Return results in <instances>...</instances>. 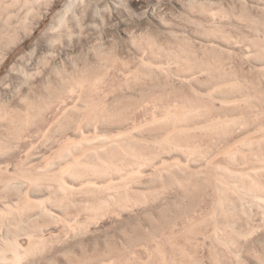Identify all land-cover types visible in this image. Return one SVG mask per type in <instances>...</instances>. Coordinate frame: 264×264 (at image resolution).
Returning a JSON list of instances; mask_svg holds the SVG:
<instances>
[{
    "label": "rangeland",
    "instance_id": "374dc122",
    "mask_svg": "<svg viewBox=\"0 0 264 264\" xmlns=\"http://www.w3.org/2000/svg\"><path fill=\"white\" fill-rule=\"evenodd\" d=\"M260 61L264 0H0V111L15 109L23 117L25 105L35 102L30 109L38 114L22 118L15 136L0 135V264H209L213 246L225 259L226 251L205 236L208 219L190 231L181 229L186 215L208 212L202 202L209 197L206 186L179 174L157 177L144 201L138 191L126 194L109 183L138 163L116 160L114 152L104 162L87 153L90 161L75 172L95 179L94 190L72 193L62 184L70 182L63 166L74 150L96 144V132L112 131L97 123L115 119L119 107L128 125L145 104L160 110L175 97L180 106H200V116L217 113L168 70H202L197 77L203 85L219 73L235 79L234 90L250 95V104L242 107L245 126L264 125ZM7 126L0 123V132ZM216 137L201 136L196 144L210 156L225 144ZM67 140L80 144L59 153ZM263 155L261 144L236 160ZM8 176L15 178L6 185ZM190 200L197 204L189 206ZM230 218L235 229L247 227L245 216ZM250 221L256 225L260 217ZM157 223L162 227L151 229ZM218 223L220 235L232 237L222 215ZM195 237L204 241L195 243ZM253 244L264 246V229L244 250L250 252Z\"/></svg>",
    "mask_w": 264,
    "mask_h": 264
},
{
    "label": "bare ground",
    "instance_id": "6f19581e",
    "mask_svg": "<svg viewBox=\"0 0 264 264\" xmlns=\"http://www.w3.org/2000/svg\"><path fill=\"white\" fill-rule=\"evenodd\" d=\"M259 65L261 68L264 67V62L260 61ZM157 67L160 68L161 66ZM167 72L169 76H172L177 81L188 82L191 85V89L198 94L200 99L205 100V102L209 101L211 108L217 113L208 117L200 116V106L195 104V106L190 107L180 106L178 105L180 101L175 99L176 97L174 96L175 98L171 102H165L160 110L145 104L142 108V114L139 117H134L128 125L124 121L123 111L119 107L120 111L118 110L119 113L115 119H101L97 123L99 128L107 129V127H111L112 131L107 132V130L103 129L99 134L96 132L94 134V139L97 141L96 144L82 147L79 151L77 149L76 151L74 150L73 159L63 166V171L69 174L70 182L62 183L61 181V183L68 192L72 193H88L92 189L94 190L95 182L93 180L95 179L91 177L81 178L79 175L76 177L77 173L75 172L78 169L77 165L87 164L88 160L90 161L88 155H86L87 153L95 154L104 162L108 158V153L114 152L115 156H117L116 160L138 163L136 168H130L131 170L124 175H119L118 180L115 182L110 181L109 183H112V187L116 189L123 188L126 194L134 195V192L138 191L135 194L141 193L144 201H146V191L158 179L157 177L172 175L178 178V174L179 177L184 175L186 180H192L208 188L207 194H209V197L208 199H203L202 202L203 205H208L209 210L206 213L200 212L198 215L196 213L186 215L185 220L180 223L181 229H192L195 225L204 223L208 219L211 227L205 232L207 234L205 236L213 243H218L226 251V258L221 259L212 244L211 246L213 247L210 250L211 262L209 264H264V246L253 244L250 246V252L244 250V248L247 249L246 244H248L250 237L259 229H264V179L261 178L264 175V155L248 162L236 160V156H245L248 151H251L253 146L264 144V125L258 124L250 129L245 126L247 125L245 121L247 115H245L242 107L250 104V95L241 89L234 90L236 80L221 73L208 78L203 85L198 78L199 76L197 77V75L203 73L202 70H184V72L168 70ZM84 77L82 75L80 80L83 81ZM80 94L78 93L77 98L80 97ZM31 103L35 102L25 105L22 111L23 117L15 109L9 113L0 111V123L8 125L6 131H1L0 135H7L8 133L15 136L22 124V118L26 120L38 118L37 112H31ZM72 104L76 105L75 102ZM66 109L63 107L59 113L64 115L63 113ZM254 114L256 115V113ZM57 119L55 116L54 121ZM35 125L37 126V122ZM50 125L52 126L53 124L51 123ZM62 126L64 127V124H60V127ZM30 131L32 130L30 129ZM207 134L211 136L217 135L216 141L220 138L225 140V144L210 156L205 155L204 150L196 144L198 141L201 142V136H207ZM80 140H76L74 143L67 140L61 145L59 153L69 151L70 146L75 143L80 144ZM214 143L212 141V144ZM0 168L2 169V167ZM13 178L15 177H6L4 179L6 185ZM75 180H79L80 187H75ZM143 199L141 200L143 201ZM196 204L190 200L189 206L193 207ZM158 214L160 218L164 216L163 214L160 215L161 213ZM219 215L223 216V222L226 227H229L232 237L220 235L223 228L218 223ZM230 215L245 216L247 218V227L245 229H235V224ZM253 215L260 217V221L256 225L250 221ZM166 218L168 217L166 216ZM158 224H151V229L160 228L161 225L158 226ZM175 224L177 225L178 223ZM148 226L150 227V225ZM169 238L175 244L178 242L173 234ZM203 241L204 239L200 241L196 237L194 239V242L199 244ZM19 260L21 259L19 258ZM247 260L249 261L247 262ZM187 264H193V262L188 261Z\"/></svg>",
    "mask_w": 264,
    "mask_h": 264
}]
</instances>
